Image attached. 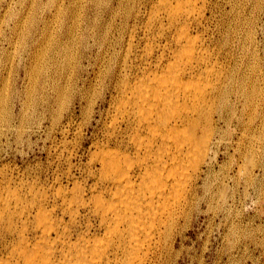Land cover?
Segmentation results:
<instances>
[{
	"label": "bare ground",
	"instance_id": "obj_1",
	"mask_svg": "<svg viewBox=\"0 0 264 264\" xmlns=\"http://www.w3.org/2000/svg\"><path fill=\"white\" fill-rule=\"evenodd\" d=\"M70 1L52 2L46 63L37 46L24 65L41 94L26 101L25 79L12 94L20 127L48 116L62 137L47 182L0 165V264H171L195 209L229 223L221 153L255 173L264 0ZM251 217L230 222L229 264H264Z\"/></svg>",
	"mask_w": 264,
	"mask_h": 264
},
{
	"label": "rangeland",
	"instance_id": "obj_2",
	"mask_svg": "<svg viewBox=\"0 0 264 264\" xmlns=\"http://www.w3.org/2000/svg\"><path fill=\"white\" fill-rule=\"evenodd\" d=\"M52 2L55 3L54 0H0V117L3 118V123L6 121L4 125L0 124V137L2 138L0 143V165L3 166V164H6V167L9 165L10 174L15 178L24 176V178L33 180L40 177L43 182H47L50 175H52L57 160V155L51 158L52 153H50L51 155L49 156L47 148L56 138L57 141L61 139V129L57 127L55 128L56 130L53 129L50 131L48 116L42 118L43 123L39 124L40 118L37 119V121L27 120L28 122L20 127L19 119L17 118L18 102L13 100L12 97L14 96H12V94L15 89H19L24 79L28 87V90L25 89L24 92L26 94V101L41 94L42 88L36 86L32 81H29L28 77L24 79H22V77L25 76L24 65H30V56L36 51L37 46H40L43 51L44 63L47 61V51L49 47L51 49L49 44V39L51 37L49 26L51 25L50 12L53 8ZM72 2L73 0L70 1L69 4ZM59 3H61V0ZM262 56L264 58V51H262ZM263 58L262 63L264 70ZM77 63H80V60ZM260 87L263 88L264 84H260ZM263 100L264 97L261 98V102L264 103ZM263 110V106L259 107L255 120L257 126L255 128L257 134L255 138L257 141H255V143L258 147L257 156H255V173L251 175L253 163L250 160V153L247 155L249 157L245 159V157L241 155L242 153L237 149L234 150L232 146L230 148V153H221V164H217L216 171H214V175L211 176L210 181L216 190V192H214L215 198L213 206L217 207L226 204L224 207H226L227 212L229 211L228 213H232L231 216L228 214L227 220L229 223L221 225L219 224V215H214L213 212H210V216L208 213L199 212L195 209L190 221L187 223V230H185L184 233L185 236L182 238L180 235L177 238L176 253L171 264H229L226 251H228L229 244L241 234V230L237 231L236 229L238 226L230 223L231 220L239 221L242 215L250 213V215L253 216L251 218L254 220V226L261 223L262 227H264ZM9 121H12L14 124L9 126ZM237 131L240 132V129ZM249 131L250 130L247 129L242 145L250 144L252 133ZM86 133L85 136L89 139L91 131H86ZM234 137L236 139V132ZM225 147L226 146H223V149H225ZM81 151H84V158L87 157V151L84 147L81 148ZM245 163L246 165L244 166ZM228 171L230 172V176L227 177V189L224 190L226 192H217L220 186V177L225 175V172ZM77 172L79 171L77 170ZM233 173L235 177L231 176ZM7 175L8 174H6V176ZM204 203L205 202L202 200L203 209L206 208V203ZM261 213L263 215H261ZM242 223L240 225L244 226L247 221L243 220ZM251 261L252 260H248V264L251 263ZM239 263H241V261H239Z\"/></svg>",
	"mask_w": 264,
	"mask_h": 264
}]
</instances>
